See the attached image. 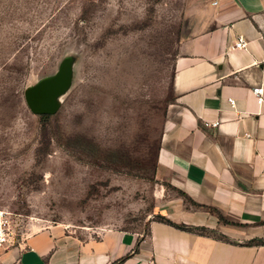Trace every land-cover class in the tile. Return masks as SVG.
<instances>
[{
    "label": "rangeland",
    "instance_id": "1",
    "mask_svg": "<svg viewBox=\"0 0 264 264\" xmlns=\"http://www.w3.org/2000/svg\"><path fill=\"white\" fill-rule=\"evenodd\" d=\"M195 0H0V208L14 243L61 224L80 238L145 232L166 200L154 177L172 76ZM68 72L45 120L27 96ZM190 204V202H188Z\"/></svg>",
    "mask_w": 264,
    "mask_h": 264
},
{
    "label": "crops",
    "instance_id": "2",
    "mask_svg": "<svg viewBox=\"0 0 264 264\" xmlns=\"http://www.w3.org/2000/svg\"><path fill=\"white\" fill-rule=\"evenodd\" d=\"M212 1L195 0L186 14L154 172L190 202L167 199L161 217L208 232L151 219L145 232L80 238L54 224L0 249V264H112L126 255L116 264H264V102L251 89L262 86L264 98V0Z\"/></svg>",
    "mask_w": 264,
    "mask_h": 264
},
{
    "label": "water",
    "instance_id": "3",
    "mask_svg": "<svg viewBox=\"0 0 264 264\" xmlns=\"http://www.w3.org/2000/svg\"><path fill=\"white\" fill-rule=\"evenodd\" d=\"M68 80V72L65 68L54 77L41 82L28 96L27 102L32 112L52 114L56 97L65 89Z\"/></svg>",
    "mask_w": 264,
    "mask_h": 264
},
{
    "label": "built area",
    "instance_id": "4",
    "mask_svg": "<svg viewBox=\"0 0 264 264\" xmlns=\"http://www.w3.org/2000/svg\"><path fill=\"white\" fill-rule=\"evenodd\" d=\"M212 4H216V0L212 1ZM245 42L243 38H238L237 42L234 44L235 47H243ZM252 92L256 97V101L258 103L264 102L263 98V87L262 86H253ZM230 105H234V100L228 98L227 100ZM264 163V157L263 161ZM12 214L10 211L0 208V249L6 248L10 245L14 244L13 236H14V226Z\"/></svg>",
    "mask_w": 264,
    "mask_h": 264
},
{
    "label": "trees",
    "instance_id": "5",
    "mask_svg": "<svg viewBox=\"0 0 264 264\" xmlns=\"http://www.w3.org/2000/svg\"><path fill=\"white\" fill-rule=\"evenodd\" d=\"M39 116H40V118L42 120H45L49 115L48 114H41ZM158 220L162 221V222H165V223H168V224H170V225H172V226H174L176 228H179V229H182V230H186V231H190V232H195V233H200V234H205V233L208 232V230L205 227H203V226H188V225L183 224V223H174V222H172L170 220H167V219H164V218H159ZM138 241H139V239H138ZM138 241H136L137 243H136V246H135V248L133 250L134 252L138 248ZM261 242H263L262 239L261 240L254 239V240L249 241L248 244H251V243L252 244H260ZM126 256H128V255H126ZM126 256L121 257L120 259H118L117 261H115L112 264H116V263L122 261Z\"/></svg>",
    "mask_w": 264,
    "mask_h": 264
}]
</instances>
